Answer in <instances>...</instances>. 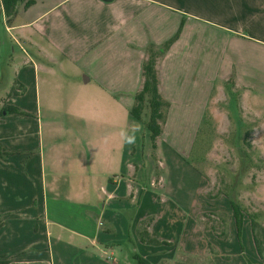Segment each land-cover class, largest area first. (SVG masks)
Returning a JSON list of instances; mask_svg holds the SVG:
<instances>
[{
	"label": "crops",
	"instance_id": "1",
	"mask_svg": "<svg viewBox=\"0 0 264 264\" xmlns=\"http://www.w3.org/2000/svg\"><path fill=\"white\" fill-rule=\"evenodd\" d=\"M32 1L7 21L0 0V25L24 54L0 99V264H264L226 196L172 175L152 186L137 141L119 135L140 122L143 66L167 43L155 145L187 156L208 112L244 129L242 105L254 115L264 97V0Z\"/></svg>",
	"mask_w": 264,
	"mask_h": 264
},
{
	"label": "rangeland",
	"instance_id": "2",
	"mask_svg": "<svg viewBox=\"0 0 264 264\" xmlns=\"http://www.w3.org/2000/svg\"><path fill=\"white\" fill-rule=\"evenodd\" d=\"M11 34L15 36L16 32L12 31ZM12 48L15 49L14 53ZM23 59L24 54L0 25V99L15 92V71ZM7 78L9 82L5 81ZM224 93L227 95V91ZM220 98L223 101L219 102L218 109L223 110L227 99L225 96ZM253 99L258 102L255 108L258 113L249 115L250 108L246 104L242 105L243 109L248 110L245 111V117H252V121L242 130L228 127L225 113L222 112L217 115L221 125L213 124L212 114L208 112L190 152L182 157L178 156L169 142L158 141L155 145V139H152L146 127L150 111L147 104H144L140 122H135L142 125V131L136 133V141L139 160L145 156L147 170L154 176L155 186L163 187V178L168 179L172 175L192 191L198 188L202 180L206 197L221 199L226 196L229 202L237 203L252 222L253 235L259 242L264 261V97ZM146 157L150 160L147 161ZM203 217L213 221L208 214ZM223 218L222 215L216 216V225L209 227L221 230Z\"/></svg>",
	"mask_w": 264,
	"mask_h": 264
},
{
	"label": "trees",
	"instance_id": "3",
	"mask_svg": "<svg viewBox=\"0 0 264 264\" xmlns=\"http://www.w3.org/2000/svg\"><path fill=\"white\" fill-rule=\"evenodd\" d=\"M25 3V7H29L33 4L32 0H1V7L3 14L7 21H10L16 14L17 7L21 3ZM169 43L163 46L162 51L151 52L147 61L143 66V84L142 88L135 96V105L131 110V116L136 120H140L141 118V111L144 104H147L150 115L149 120L146 123L147 130L150 132L152 139H155L161 133V125L165 118V110L167 108V103H165L158 91V78L156 72V63L158 58L163 54V52L167 49ZM232 212L236 219V227L237 232H240V213L241 210L238 208L234 202H230ZM251 226L252 222H251ZM254 232L252 227V233ZM253 241L255 244V248L257 251L258 256L262 258V251L259 246V242L253 235Z\"/></svg>",
	"mask_w": 264,
	"mask_h": 264
},
{
	"label": "clouds",
	"instance_id": "4",
	"mask_svg": "<svg viewBox=\"0 0 264 264\" xmlns=\"http://www.w3.org/2000/svg\"><path fill=\"white\" fill-rule=\"evenodd\" d=\"M142 131V125H140L139 123H134L131 125V129L129 130H125V131H121L120 132V138L123 144L126 145H135L136 140H137V136L136 133L141 132ZM108 142V138L105 137L104 138V143Z\"/></svg>",
	"mask_w": 264,
	"mask_h": 264
},
{
	"label": "built area",
	"instance_id": "5",
	"mask_svg": "<svg viewBox=\"0 0 264 264\" xmlns=\"http://www.w3.org/2000/svg\"><path fill=\"white\" fill-rule=\"evenodd\" d=\"M151 185H152V186H155V182H153Z\"/></svg>",
	"mask_w": 264,
	"mask_h": 264
}]
</instances>
